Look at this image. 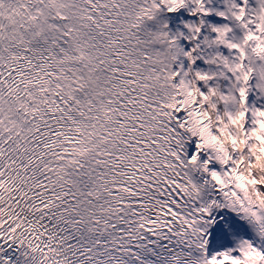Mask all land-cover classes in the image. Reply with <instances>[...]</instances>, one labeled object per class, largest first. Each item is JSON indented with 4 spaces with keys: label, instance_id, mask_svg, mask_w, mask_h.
<instances>
[{
    "label": "snow or ice",
    "instance_id": "6c2138e0",
    "mask_svg": "<svg viewBox=\"0 0 264 264\" xmlns=\"http://www.w3.org/2000/svg\"><path fill=\"white\" fill-rule=\"evenodd\" d=\"M0 264H264V0H0Z\"/></svg>",
    "mask_w": 264,
    "mask_h": 264
}]
</instances>
